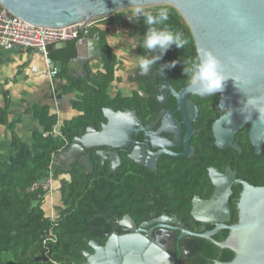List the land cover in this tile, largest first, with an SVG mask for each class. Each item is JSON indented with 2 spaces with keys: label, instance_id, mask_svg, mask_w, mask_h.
Listing matches in <instances>:
<instances>
[{
  "label": "flooded vegetation",
  "instance_id": "obj_1",
  "mask_svg": "<svg viewBox=\"0 0 264 264\" xmlns=\"http://www.w3.org/2000/svg\"><path fill=\"white\" fill-rule=\"evenodd\" d=\"M160 9L139 10L154 12ZM121 14L123 16L111 25V52L117 62L111 82L117 92L111 99L120 96L127 107L121 111L111 109L121 113L111 116V149H86L80 155L88 156L89 174L84 173L74 156L67 157V153L59 165L56 158L55 167L68 184L74 183V171H77L76 183L85 186V193L94 192L93 195L90 192L87 202L100 208L101 213L91 215L90 235L83 238L87 249L91 250L90 243L103 247L109 238L138 233L145 242L162 250L173 264H188L193 258L190 248L203 239L186 236V233L196 234L202 227L204 233L210 232L218 226V222L203 224L194 218L209 216L212 210L202 209L201 203L210 199L215 186L222 187L226 183L228 170L234 178L227 199L229 220L223 224L229 227L237 222V219L232 221L231 211L233 206L236 211L241 193V186L236 183H247L248 176L239 175L232 153L243 156V150H252L247 140L250 124L235 134L232 143L235 149L217 148L213 125L222 114L218 109L219 97L187 95L183 102L176 98V94L187 88L182 60L194 57L195 50H179L173 46L147 75H141L135 56L151 57L137 46L147 29L142 20L129 19L133 14ZM173 60L181 63L160 74L161 65ZM136 98L140 104L134 109ZM263 147L264 143L261 151ZM261 151L253 155L258 156ZM189 174L194 177L191 183L186 182ZM97 187L103 193L100 198ZM205 192H209L208 197ZM57 200L56 205L62 210L69 207L62 208L60 198ZM185 212L195 225L183 220ZM234 215L237 218V212ZM222 231L229 235L228 230H219L212 240ZM227 237L221 242L213 241L223 243ZM214 263L226 264L218 260L211 264Z\"/></svg>",
  "mask_w": 264,
  "mask_h": 264
},
{
  "label": "water",
  "instance_id": "obj_2",
  "mask_svg": "<svg viewBox=\"0 0 264 264\" xmlns=\"http://www.w3.org/2000/svg\"><path fill=\"white\" fill-rule=\"evenodd\" d=\"M160 5H167L180 15L195 52L207 51L215 55L225 77L229 78L222 93L202 96L196 85L176 94L177 101H185L187 95L218 96L219 111L231 109L232 123L222 125L217 120L213 125L217 148L235 149L232 145L235 134L250 124L247 140L253 154L257 155L264 143V114L246 109L250 119L245 121L238 110L247 99L260 101L258 107L264 108V0H0V6L9 15L34 27L55 30L79 25L80 36L74 42L75 55L66 65L76 72H83V66L90 61L100 62L105 54L101 35L88 26L89 20L106 18L125 9ZM66 46L67 43H58L53 50H63ZM120 114L103 109L105 123L100 125V130L94 125L87 127L83 135L74 138L58 156L57 164L62 163L67 153V157L74 156L84 173L89 174L88 156L80 155L86 149H111V116ZM226 174V183L222 187L215 186L210 199L201 203L202 209L212 210L209 216L194 218L203 224L218 222V226L205 233L202 227L198 233H186V236L230 251L233 259L226 264H264V186L236 183L241 186L236 202L237 222L227 227L223 223L229 220L227 199L234 174L229 170ZM219 230L229 231L223 243L212 240ZM89 248L91 254L83 253L87 264H173L162 250L145 242L138 233L109 238L103 247L90 243Z\"/></svg>",
  "mask_w": 264,
  "mask_h": 264
},
{
  "label": "trees",
  "instance_id": "obj_3",
  "mask_svg": "<svg viewBox=\"0 0 264 264\" xmlns=\"http://www.w3.org/2000/svg\"><path fill=\"white\" fill-rule=\"evenodd\" d=\"M161 9H167L169 12L167 24L174 31L182 32L189 40V44L179 50H193L191 35L180 15L171 7H161ZM122 16L121 13L110 15L106 19L105 25L115 24ZM103 38L104 34H101V44ZM48 54L56 65H60L57 75V78H60L67 63L75 55L74 42H68L63 50L55 51L53 47H49ZM116 65L117 62L111 50L105 46V54L100 61L99 72L95 74L87 72L80 79L68 80L67 85L62 87L65 92L76 94L71 106L78 114L59 128L67 146L74 138L81 137L87 127L94 125L99 128L101 124L105 123L102 116L103 109L121 111L127 107L124 105L126 104L125 100L120 96L111 99L106 95L107 86L115 78ZM138 100L136 98L134 109L139 108ZM4 110H0V126L9 127L6 123ZM33 116L41 131L33 133L28 144L23 143L11 132L9 149L0 154V264H87L83 253H90L91 250L83 244V238L90 235L88 225L92 220L91 215L101 213V210L87 202L91 191L85 193V186L81 187L78 184L81 182L76 183L77 171H74V183L68 184L62 180V172L56 167L53 169V175H55L53 194L59 196L62 208L69 205L66 210H62L57 205L54 206L53 222H50L47 211L42 208L47 202V198L44 199L40 192H28L32 184L47 176L50 155H56L65 147L60 138L51 135L43 136L50 132L56 124L54 116L48 115L44 108H35ZM242 154L243 156H238L236 153H232L235 157L233 165L236 170H239V175L248 176L247 183L249 185L263 187L264 147L258 156H254L250 148L243 150ZM191 175L189 174L187 177V183L194 181V177ZM97 190V195L100 194L97 197L100 198L103 193L98 187ZM93 193L91 192L92 195ZM205 195L208 197L209 192H205ZM231 205L233 206V203ZM231 211L232 221L236 222L234 206ZM183 220L195 225L187 212L183 214ZM49 231L54 242L47 241L43 245ZM227 236L228 232L222 231L213 240L221 242ZM195 244L198 247L195 245L190 248L193 258L188 264H211L213 260L228 263L233 259V254L230 251H220L206 240H197Z\"/></svg>",
  "mask_w": 264,
  "mask_h": 264
},
{
  "label": "crops",
  "instance_id": "obj_4",
  "mask_svg": "<svg viewBox=\"0 0 264 264\" xmlns=\"http://www.w3.org/2000/svg\"><path fill=\"white\" fill-rule=\"evenodd\" d=\"M107 18L99 19L90 28L96 29L100 35L104 34L102 44L104 48L106 46L111 50L113 35L111 26L105 25ZM43 69V63L36 54L0 50V110L5 109L6 123L9 125L0 126V150L3 153L9 149L11 132L23 143L28 144L31 135L41 131L33 116L35 108H44L48 115L54 116L58 128L75 118L78 114L73 110L71 103L76 94L65 92L62 87L67 85L68 80L80 79L87 72L91 74L99 72L101 66L100 62L90 61L83 66V72L66 67L62 76L55 81V98L43 77ZM116 92L110 83L106 89L107 97L111 98Z\"/></svg>",
  "mask_w": 264,
  "mask_h": 264
},
{
  "label": "clouds",
  "instance_id": "obj_5",
  "mask_svg": "<svg viewBox=\"0 0 264 264\" xmlns=\"http://www.w3.org/2000/svg\"><path fill=\"white\" fill-rule=\"evenodd\" d=\"M137 22L143 21L146 26L145 34L139 38L137 46L142 48L149 55L135 56L136 68L141 75H147L149 71L163 59L164 55L175 46L177 49H184L189 44V40L182 32L174 31L168 24L169 12L167 9H160L155 13L142 12L137 9L129 17ZM139 36V34H137ZM181 61L173 60L160 67V74L166 70L175 68ZM182 75L187 78V87L199 85L198 92L202 96H208L224 91L225 82L229 79L225 77L221 62L211 52L199 51L192 58L182 60ZM260 101L247 99L238 110L247 121L250 115L246 109H256L264 114V108L258 107ZM232 110L222 112L218 123L231 125Z\"/></svg>",
  "mask_w": 264,
  "mask_h": 264
},
{
  "label": "built area",
  "instance_id": "obj_6",
  "mask_svg": "<svg viewBox=\"0 0 264 264\" xmlns=\"http://www.w3.org/2000/svg\"><path fill=\"white\" fill-rule=\"evenodd\" d=\"M99 19L89 20L88 26L90 27L95 24ZM79 30V25L55 30L34 27L24 23L14 16L9 15L0 6V50L5 52H29L31 54L38 55L44 67L42 72L43 77L48 83L49 90L53 98H55V81L57 80L59 67L49 58L48 49L58 43L76 42L80 36ZM47 135L60 138L63 141L64 146H67L56 124L52 127L50 132L45 133L43 136ZM60 151H58L56 155H50L47 167V176L43 180L32 184L28 190L29 193H42L44 199L47 198V202L51 201L54 195L55 175H53V169H55V161L60 155ZM52 213L53 210H49L47 212V217L50 219V222L54 221V215ZM47 241L54 242L50 231L47 233L46 239L43 241V245H45Z\"/></svg>",
  "mask_w": 264,
  "mask_h": 264
},
{
  "label": "rangeland",
  "instance_id": "obj_7",
  "mask_svg": "<svg viewBox=\"0 0 264 264\" xmlns=\"http://www.w3.org/2000/svg\"><path fill=\"white\" fill-rule=\"evenodd\" d=\"M156 7L158 8V7H169V6H167V5H160V6H155V7H151V8L155 9ZM135 9L137 10V8H135ZM139 9H142L143 10V8H139ZM145 9H148V8H145ZM136 10H134V9H125V10L119 11L118 13H123V14L131 15ZM0 154H3V151L0 150ZM57 198H58L57 197V194H54L53 197H52V199H51V201H48L47 203H45L42 208L45 209V211H47V212L49 210H51V211L53 210L54 211V206L56 204H58Z\"/></svg>",
  "mask_w": 264,
  "mask_h": 264
},
{
  "label": "bare ground",
  "instance_id": "obj_8",
  "mask_svg": "<svg viewBox=\"0 0 264 264\" xmlns=\"http://www.w3.org/2000/svg\"><path fill=\"white\" fill-rule=\"evenodd\" d=\"M53 246V245H52ZM53 248V247H52Z\"/></svg>",
  "mask_w": 264,
  "mask_h": 264
}]
</instances>
